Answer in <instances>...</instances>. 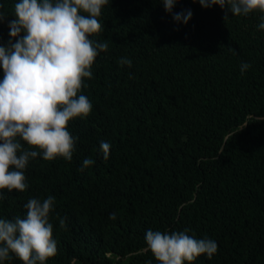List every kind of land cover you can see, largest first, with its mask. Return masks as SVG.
<instances>
[{"label": "trees", "instance_id": "1", "mask_svg": "<svg viewBox=\"0 0 264 264\" xmlns=\"http://www.w3.org/2000/svg\"><path fill=\"white\" fill-rule=\"evenodd\" d=\"M18 2L0 0V45ZM186 10L187 24L173 19ZM225 12L199 0H177L172 13L162 0L102 7V31L89 38L108 50L78 93L90 114L67 126L72 160L38 155L23 170L25 191L0 190L9 221L26 216L29 199L55 198L57 253L46 264H158L145 233L186 229L218 245L192 264H264V13ZM10 256L0 264H22Z\"/></svg>", "mask_w": 264, "mask_h": 264}, {"label": "clouds", "instance_id": "2", "mask_svg": "<svg viewBox=\"0 0 264 264\" xmlns=\"http://www.w3.org/2000/svg\"><path fill=\"white\" fill-rule=\"evenodd\" d=\"M196 2V0H193ZM109 0H19L14 5L15 19L9 21V39L0 45V190L23 192L24 169L29 161L42 154L44 160L63 157L71 161L75 140L68 131L74 118H86L92 104L78 95L84 79L92 78L91 67L99 53L108 50L107 42L96 43L89 37L102 31L98 20ZM172 13L177 0H162ZM204 8L219 5L232 15H248L256 10L264 13V0H199ZM7 17L0 13V21ZM191 10L175 13L173 19L187 24ZM264 29V22L258 25ZM23 34V35H22ZM121 65L132 66L128 58ZM250 67L241 65L243 74ZM23 141L29 148H25ZM36 149V150H30ZM107 159L110 145L100 142ZM38 150V151H37ZM93 164L85 159L83 167ZM2 198V197H0ZM55 198L41 201L31 198L25 204L23 218L0 219V262L11 259L22 264H46L57 253L53 225L49 214ZM116 213L109 219L115 220ZM60 226L65 221L60 220ZM183 232L171 234L148 230L145 243L158 264H192L200 255L211 258L218 250L212 239H197Z\"/></svg>", "mask_w": 264, "mask_h": 264}]
</instances>
